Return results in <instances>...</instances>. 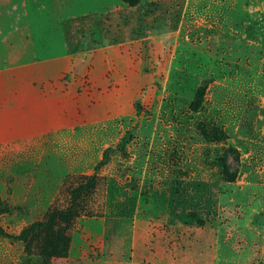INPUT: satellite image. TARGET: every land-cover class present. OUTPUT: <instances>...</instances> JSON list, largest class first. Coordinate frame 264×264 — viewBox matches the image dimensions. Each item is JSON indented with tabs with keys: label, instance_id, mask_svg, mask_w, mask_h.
<instances>
[{
	"label": "rangeland",
	"instance_id": "rangeland-1",
	"mask_svg": "<svg viewBox=\"0 0 264 264\" xmlns=\"http://www.w3.org/2000/svg\"><path fill=\"white\" fill-rule=\"evenodd\" d=\"M133 1L0 0V264H263L264 0Z\"/></svg>",
	"mask_w": 264,
	"mask_h": 264
},
{
	"label": "trees",
	"instance_id": "trees-1",
	"mask_svg": "<svg viewBox=\"0 0 264 264\" xmlns=\"http://www.w3.org/2000/svg\"><path fill=\"white\" fill-rule=\"evenodd\" d=\"M126 1H129V3H133V2H134L133 0H126ZM104 158H105V159H104L105 161L108 160V158H109L108 153L105 154V157H104ZM71 210L73 211V209H71ZM59 215H60V217H61L62 219H68V218L71 217V211L61 212Z\"/></svg>",
	"mask_w": 264,
	"mask_h": 264
},
{
	"label": "crops",
	"instance_id": "crops-1",
	"mask_svg": "<svg viewBox=\"0 0 264 264\" xmlns=\"http://www.w3.org/2000/svg\"><path fill=\"white\" fill-rule=\"evenodd\" d=\"M263 264H264V262H263Z\"/></svg>",
	"mask_w": 264,
	"mask_h": 264
}]
</instances>
